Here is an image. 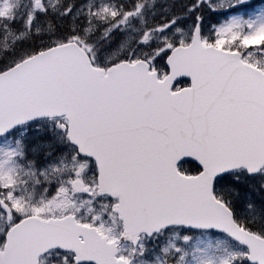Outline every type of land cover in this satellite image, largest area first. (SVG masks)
I'll list each match as a JSON object with an SVG mask.
<instances>
[{"label": "snow or ice", "instance_id": "snow-or-ice-1", "mask_svg": "<svg viewBox=\"0 0 264 264\" xmlns=\"http://www.w3.org/2000/svg\"><path fill=\"white\" fill-rule=\"evenodd\" d=\"M0 264H264V0H0Z\"/></svg>", "mask_w": 264, "mask_h": 264}]
</instances>
